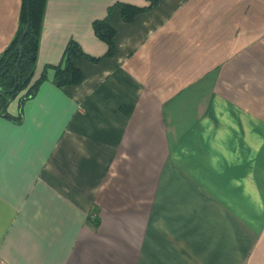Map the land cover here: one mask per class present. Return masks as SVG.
I'll return each instance as SVG.
<instances>
[{
    "label": "crops",
    "instance_id": "0c3cea01",
    "mask_svg": "<svg viewBox=\"0 0 264 264\" xmlns=\"http://www.w3.org/2000/svg\"><path fill=\"white\" fill-rule=\"evenodd\" d=\"M22 4L0 0V57ZM43 12L38 88L0 114V261L264 264V0ZM71 42L83 81L59 86Z\"/></svg>",
    "mask_w": 264,
    "mask_h": 264
},
{
    "label": "trees",
    "instance_id": "16d2710c",
    "mask_svg": "<svg viewBox=\"0 0 264 264\" xmlns=\"http://www.w3.org/2000/svg\"><path fill=\"white\" fill-rule=\"evenodd\" d=\"M157 4V0H152ZM46 0H23L20 16V28L17 37L0 57V114L5 113L10 102L23 90L27 96H32L38 88V83L32 84L38 57L39 42L42 30ZM123 21L131 22L145 9L123 5ZM30 21V31L24 36ZM96 35L108 44L109 56L115 53V30L107 20L96 21L93 24ZM22 49V50H21ZM64 65L56 68V83L59 86L76 85L83 81L82 72L76 67L75 60L82 56L76 42H71L65 49ZM18 69V74H17Z\"/></svg>",
    "mask_w": 264,
    "mask_h": 264
},
{
    "label": "water",
    "instance_id": "95a60500",
    "mask_svg": "<svg viewBox=\"0 0 264 264\" xmlns=\"http://www.w3.org/2000/svg\"><path fill=\"white\" fill-rule=\"evenodd\" d=\"M30 21H29V23L26 25L27 26V28H26V30H25V32H24V36H26L28 33H29V31H30ZM22 50V49H21ZM17 74H18V69H17Z\"/></svg>",
    "mask_w": 264,
    "mask_h": 264
},
{
    "label": "built area",
    "instance_id": "2783aa9c",
    "mask_svg": "<svg viewBox=\"0 0 264 264\" xmlns=\"http://www.w3.org/2000/svg\"><path fill=\"white\" fill-rule=\"evenodd\" d=\"M0 264H6V263H4V262L0 261Z\"/></svg>",
    "mask_w": 264,
    "mask_h": 264
}]
</instances>
